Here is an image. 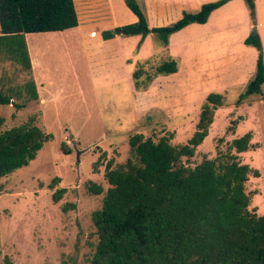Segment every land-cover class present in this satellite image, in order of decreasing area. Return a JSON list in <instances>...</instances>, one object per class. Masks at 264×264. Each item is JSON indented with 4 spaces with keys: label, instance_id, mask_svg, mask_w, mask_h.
Segmentation results:
<instances>
[{
    "label": "rangeland",
    "instance_id": "rangeland-1",
    "mask_svg": "<svg viewBox=\"0 0 264 264\" xmlns=\"http://www.w3.org/2000/svg\"><path fill=\"white\" fill-rule=\"evenodd\" d=\"M74 1L81 26H88L91 36H98L102 29L135 22L116 0ZM212 1L216 0H138L150 28L169 25L184 12H193L191 9ZM256 5L254 25H264V0H256ZM218 16L221 20H216ZM247 19L244 9L237 6L217 14L206 29L174 38L178 55L170 44L164 45L149 32L139 48L138 43L132 48V56L125 57L132 71L140 63L151 70L170 56L179 57L184 68L172 81L155 78L147 90L138 92L131 87L128 69L122 64L113 77L91 75L85 59L76 52V43H65L64 37L72 38L67 30L28 33L1 43L0 91L12 95L14 103H25L22 108L12 103L0 105L2 128L33 117L53 138L28 165L0 177V264H88L98 240L92 212L101 207L109 187L105 178L108 161L125 162L130 156L129 138L136 133L154 140L173 135L174 144H184L192 137L201 105L212 92V86L203 82L209 78L203 69L208 60L229 56L224 51L226 42L233 43L231 50L237 55L241 53L238 42L249 25ZM263 28L258 27V33L260 37L262 32L264 46ZM27 43L31 46L30 62H35L33 70L32 63L28 69L11 56L13 48L21 49ZM144 44L147 46L142 51ZM33 79L45 83L37 89L38 99L30 97L26 88ZM245 87L237 84L213 89L227 93L226 103L215 111L208 135L195 155L184 162L195 166L227 149L234 138L252 132L255 146L239 153L238 158L260 172L259 176L250 174L246 191L250 195L249 209L262 215L264 87L262 94H252L238 106L236 99ZM89 181L101 184L104 192L90 194L86 189ZM61 188L67 190L56 201L54 194Z\"/></svg>",
    "mask_w": 264,
    "mask_h": 264
},
{
    "label": "trees",
    "instance_id": "trees-1",
    "mask_svg": "<svg viewBox=\"0 0 264 264\" xmlns=\"http://www.w3.org/2000/svg\"><path fill=\"white\" fill-rule=\"evenodd\" d=\"M124 1L137 21L105 29L102 36L140 35L139 48L149 32L169 45L172 34L194 22L206 23L215 9L230 0L204 3L197 12H184L169 25L151 28L138 0ZM244 1L255 24L256 0ZM78 25L74 0H0V44L26 33L64 31ZM244 42L257 48L258 58L254 77L236 99L238 106L250 95L262 94L264 87L263 42L253 33ZM11 56L31 68L27 45L13 48ZM143 64L132 71L137 91L147 90L158 76L180 69L176 56L151 70ZM26 88L30 97L38 99L33 80ZM226 94L212 91L206 95L196 130L186 143H172L173 135L154 140L136 133L129 138L126 161H108L105 178L109 187L101 207L92 212L98 240L88 264H264V214L249 209L246 191L250 174L259 176L260 172L238 158L239 153L255 146L252 132L234 138L227 149L195 166L184 162H189L208 135L215 111L226 103ZM11 103L25 107V103H14L12 95L0 91V105ZM35 121L30 117L25 123L3 129L0 119V177L28 165L53 138ZM86 189L93 195L104 192L95 181H89ZM66 190L55 192V200ZM70 207L75 208V204Z\"/></svg>",
    "mask_w": 264,
    "mask_h": 264
},
{
    "label": "crops",
    "instance_id": "crops-1",
    "mask_svg": "<svg viewBox=\"0 0 264 264\" xmlns=\"http://www.w3.org/2000/svg\"><path fill=\"white\" fill-rule=\"evenodd\" d=\"M119 5L124 6L126 12L133 15L134 21L137 20V17L131 13L130 9L124 5L123 0H116ZM113 4V1H112ZM202 5L199 6L198 9L192 10L193 12H197L200 10ZM240 7L244 9V12L247 16V22H249V25L247 26L246 30L243 32L238 45H240L241 53L239 55L236 54V52H233L231 48H233V43L231 41L226 42V47L224 48L225 53L228 54V57L221 56L223 60L219 59H213L208 60L209 63H207L206 68L203 69L204 73L208 74V79H203V82L206 84H210L212 86V90H221V89H228L231 88L234 85L241 84L246 85L253 77L256 72V65H257V58H258V50L251 45L245 44V39L250 34V31L253 27V22L250 17V11L246 7V2L244 0H230L221 7L215 9L208 21L206 23H191L184 27L182 30L174 33L170 37V47L172 52L175 55H178V52L174 50V38L178 36L181 33L190 34L196 31H201L207 28L215 16L217 14L224 12L225 10H233L234 7ZM123 8V7H122ZM257 8V5H256ZM249 14V15H248ZM258 14V13H257ZM221 17V15H220ZM219 16L216 18V20H221ZM258 18V16H257ZM258 26V25H257ZM261 30L264 25L258 26ZM88 26L82 27L81 26V20H79V25L73 28L66 29L68 32L72 33V38H69L68 36L64 37L65 43L70 44L71 42L76 43V52L80 53V55L85 59L86 64L88 66L90 74L94 75H101L106 74L109 75V77H113L114 74L118 71L119 66L124 65L127 67L129 72V78H130V85L135 90V92H138L134 87V82L132 79V67L130 64H128L125 60L126 55L132 56V48L136 45V43L139 42L141 39L140 35H134V36H122V35H116L113 38L110 39H104L102 36V30L97 31L98 36H91V31L88 30ZM264 29V28H263ZM64 30V31H66ZM44 33V32H42ZM28 34V33H26ZM208 38H205V41L209 40ZM260 37L262 39V32L260 34ZM70 40V41H69ZM197 39H195L196 41ZM199 40V39H198ZM204 40L203 38L201 39ZM263 42V41H262ZM127 43V45H125ZM147 46V45H146ZM145 44L142 47V51L146 48ZM28 52L31 51V46L29 43H27ZM141 55V54H140ZM138 55V56H140ZM32 70L35 68V62L32 61ZM183 65H181L178 72L170 75H166L165 77H162L161 75L157 77V79H168L172 81L174 77L179 76L182 73ZM36 83L37 89H41L45 83L41 80L33 79ZM184 90V89H183ZM40 95V92H38ZM41 99V97H40ZM203 100V97L201 98V101ZM43 101V98L41 99Z\"/></svg>",
    "mask_w": 264,
    "mask_h": 264
},
{
    "label": "water",
    "instance_id": "water-1",
    "mask_svg": "<svg viewBox=\"0 0 264 264\" xmlns=\"http://www.w3.org/2000/svg\"><path fill=\"white\" fill-rule=\"evenodd\" d=\"M253 35L256 36V37H259L258 26L257 25H254V27H253Z\"/></svg>",
    "mask_w": 264,
    "mask_h": 264
}]
</instances>
